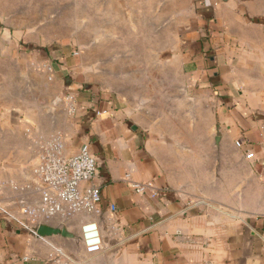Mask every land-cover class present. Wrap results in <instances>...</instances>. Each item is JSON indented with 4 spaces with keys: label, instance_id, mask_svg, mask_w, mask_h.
Segmentation results:
<instances>
[{
    "label": "crops",
    "instance_id": "1",
    "mask_svg": "<svg viewBox=\"0 0 264 264\" xmlns=\"http://www.w3.org/2000/svg\"><path fill=\"white\" fill-rule=\"evenodd\" d=\"M28 1L0 0V14L27 17ZM144 1L179 4L182 28L174 61H179L186 89L200 97V126L195 130H204L208 141L201 144L212 147L201 159L209 164L202 176L211 180L203 181L200 193L190 194L187 183L162 167L147 130L128 104L96 86L88 55L77 53L71 44L50 47L49 82L42 72L36 84L47 100L63 93L71 98L54 109L51 138L65 157L88 145L101 195L97 215L69 220L79 232L84 221L95 222L103 249L92 256L83 250L79 259L70 257L71 263L55 261L33 253L16 222L0 219V264H264V0ZM109 16L102 9L90 14ZM17 36L21 43L39 46L38 35L20 30ZM11 39L6 31L0 37L1 66L10 65L1 55ZM96 48L94 43L89 46ZM7 73L0 78V104L11 97L8 103L23 109L29 79L10 80ZM27 142L14 148L28 150ZM189 142L194 143L192 136ZM34 149L29 147L31 155L11 154L8 159L30 161ZM20 167L0 169V201L16 214L19 196L10 192L6 197L2 191L14 180L25 182L26 171ZM54 220L63 218L48 219L42 226Z\"/></svg>",
    "mask_w": 264,
    "mask_h": 264
},
{
    "label": "rangeland",
    "instance_id": "2",
    "mask_svg": "<svg viewBox=\"0 0 264 264\" xmlns=\"http://www.w3.org/2000/svg\"><path fill=\"white\" fill-rule=\"evenodd\" d=\"M24 4L27 17L14 12L11 17L0 14V37L5 31L12 37L1 55L10 65H0V71L4 68L10 72L0 73V78H7V73L10 80L29 79L28 89L23 91L27 106L21 109L9 104L11 97L2 99L0 104V169L21 166L26 171L25 182L8 181L10 186L2 191L3 195L8 197L12 192L19 196L17 201L21 199V193L12 187L30 184L40 150L53 142L49 119H53L54 109L69 103V95L64 93L47 100L45 92L42 95L40 85L36 84V77L42 72L49 82L50 47L61 44H71L77 53L88 55V71L96 86L128 104L137 122L147 130L162 167L176 175V180L187 183L190 194L200 193L203 181L211 180L202 176L209 166L201 161L202 154L212 147L201 144L208 141L205 131L198 134L195 130L200 126V97L186 89L179 61H174L182 28L179 4L172 6L168 1L154 4L144 0H30ZM21 5L20 2L19 8ZM101 9L111 16L90 17L92 11L99 13ZM20 30L38 35L39 46L21 43L17 36ZM88 30L95 32L88 34ZM101 30L110 32L101 34ZM47 38L52 40L50 44L42 45ZM91 43L97 48L90 50ZM191 136L194 143L189 142ZM212 137L210 132V142ZM26 141L29 147L34 145V157L20 163L9 161L11 154L12 158L27 152L31 155L29 147L28 150L14 148V144ZM80 218L77 220L83 217ZM69 219L49 221L44 227L52 231L40 237L23 232L33 253L62 263H71L70 257L79 259L84 250L81 234L75 230L77 223ZM6 248H1L2 253Z\"/></svg>",
    "mask_w": 264,
    "mask_h": 264
},
{
    "label": "built area",
    "instance_id": "3",
    "mask_svg": "<svg viewBox=\"0 0 264 264\" xmlns=\"http://www.w3.org/2000/svg\"><path fill=\"white\" fill-rule=\"evenodd\" d=\"M235 145L240 147L239 142ZM97 175L98 168L88 145H82L77 154L65 157L58 142L53 141L40 150L30 184L12 187L13 191L21 193L17 201L19 214L11 212L0 201V219L12 220L22 232L40 237L37 231L48 219L97 215L101 199L100 189L95 184ZM134 188L144 191L143 187ZM80 234L87 255L102 251L103 239L95 222L84 221ZM22 260L26 262L27 258Z\"/></svg>",
    "mask_w": 264,
    "mask_h": 264
},
{
    "label": "water",
    "instance_id": "4",
    "mask_svg": "<svg viewBox=\"0 0 264 264\" xmlns=\"http://www.w3.org/2000/svg\"><path fill=\"white\" fill-rule=\"evenodd\" d=\"M50 231H52V230H50V229L47 228V227L41 226V227L38 229L37 233H38V235L42 236V235H44V234H46V233H48V232H50Z\"/></svg>",
    "mask_w": 264,
    "mask_h": 264
}]
</instances>
